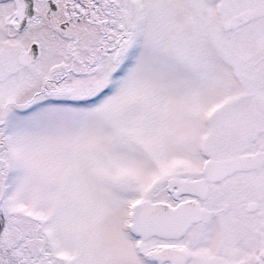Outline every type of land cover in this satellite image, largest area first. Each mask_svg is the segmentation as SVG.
Listing matches in <instances>:
<instances>
[{
  "label": "snow or ice",
  "instance_id": "6c2138e0",
  "mask_svg": "<svg viewBox=\"0 0 264 264\" xmlns=\"http://www.w3.org/2000/svg\"><path fill=\"white\" fill-rule=\"evenodd\" d=\"M0 264H264V0H0Z\"/></svg>",
  "mask_w": 264,
  "mask_h": 264
}]
</instances>
